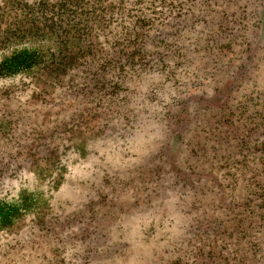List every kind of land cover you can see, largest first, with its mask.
<instances>
[{"label":"rangeland","instance_id":"rangeland-1","mask_svg":"<svg viewBox=\"0 0 264 264\" xmlns=\"http://www.w3.org/2000/svg\"><path fill=\"white\" fill-rule=\"evenodd\" d=\"M146 1L87 4L96 14L85 22L74 0H0V62L33 53L0 73V163L24 147L0 173V264L264 260L262 4L244 19L236 6L228 18L192 16L197 35L175 38L162 19L163 47L152 35L130 47L149 63L119 71L125 91L85 86L92 55L137 10L151 15ZM48 107L59 127L35 140L33 121L54 127Z\"/></svg>","mask_w":264,"mask_h":264},{"label":"trees","instance_id":"trees-1","mask_svg":"<svg viewBox=\"0 0 264 264\" xmlns=\"http://www.w3.org/2000/svg\"><path fill=\"white\" fill-rule=\"evenodd\" d=\"M99 1L100 0H74V5L78 6L77 9H74V10H76V13H78V16H80L81 18L84 15L85 22H87L88 17H89V20H92V18H94L93 14H96V12L94 10L95 8L93 10L87 11L85 9V5H87V4L94 5L95 2L97 3ZM188 1H192V0H147L146 2H148V3L150 2L149 3V5H150L149 11L150 12L149 13H151V15L145 14L144 12L143 13L138 12V10H137V13H135L133 15V18H135V19L132 22H130L129 25H126L125 27L122 28V30L120 31L117 38L114 39L110 43L107 50H105V51L103 50L102 52L99 51V52H96L92 55L89 62L91 64V66L94 67V69L95 68H97V69H96V71H94L92 73L94 76L93 79H92L91 75H86L87 77H90L89 78L90 80L88 83L87 82L85 83L86 84L85 86L91 85L92 81L95 80V82L93 83V85L95 87H97L101 82V84H100L101 87L105 86V87L110 88L107 91V93L108 92H111V93L117 92V94H118L119 92H122V91H120L122 89H123V91H125V89H127V87L123 88V86L121 85V82L124 79V77H123V75H121L119 73V71L122 70L123 67H127L128 69H130V68L135 69L133 67H135L136 65L146 66L149 63V61H146L147 64L141 63L140 61H142V59H139L138 62H135L136 60H134V57L131 54L132 52L130 51V47L133 44L136 45L135 42H138L141 45L147 44L148 38L151 35H152V39H151L150 43L157 44L156 45L157 47H161V46L163 47L166 43V41L164 40V38L166 37V33L162 34V32L164 31V27L162 26L161 22L159 24H157L162 19L164 20L166 18L167 19L172 18V20H174V22L171 25V27L174 28L172 35L175 36V38H177L176 36H179L181 34V32H183V31L184 32L186 31L185 35H188V36L197 35V34H193V32L197 31L196 30L198 28L197 25L200 23L198 21V19H200V18L206 17V18H212L213 19V18H216L218 16L227 17V18L229 16H234L235 15L234 14L235 6H236V8H238L236 15L240 16L241 19H244V16H245L244 14H246V15L256 14L258 12V6L262 4L259 15H260L262 20H263V16H264V0H262V1L259 0V3H256V1H258V0H255V3L251 2L252 0H198V2H200L202 5H206L205 7L207 8V10L202 9L201 7L200 8L196 7V10L193 9L192 7H191V9H189L187 7ZM103 2L110 4L108 2V0H103ZM168 6H172L174 8V10L170 11ZM194 6H196V5H194ZM248 7H249V11L246 12ZM146 8H148V6ZM187 16H191V17L187 18ZM192 16H194L198 19L193 20L194 18ZM200 20L202 22L204 21L203 19H200ZM232 22H237V21H232ZM191 31H193V32H191ZM32 54L25 55V53L22 52L19 54H13L10 58H6L4 61L0 62V73L3 70H13L14 68L16 69V68H20V67H24V66H30L33 63ZM122 54H124V55H122ZM120 61H122V62L119 64ZM108 67H110L111 70H115V68H117V70H115L113 72L114 74H112L111 76L106 78L105 75H102V73L106 72ZM97 71H99V72L97 73ZM82 81L84 82V81H86V79L82 80ZM89 87H91V86H89ZM116 88H117V91L115 90ZM87 95H88L87 93L84 94L85 97H87ZM52 104L54 106V103H52ZM46 105L49 106L48 104H46ZM48 108H51L54 111V107H48ZM45 113H46V111H45ZM56 115H57V112L54 111V119H53L54 120V127H48V125L44 124L45 123L44 121L38 122L36 120L35 123H34V121L32 122V124L30 123L31 124L30 127L31 126L33 127L35 125L32 133H31L33 136L36 137L35 140L39 139V138H37V136H40L41 134L46 133V131H43V129L41 127L47 128L48 135L53 133V129H54V131L57 130L56 128L59 127V124L55 123ZM34 116H35V113L32 114V117H34ZM78 116L80 117V115H78ZM51 119L52 118L50 117L48 122L51 123V121H52ZM261 134L264 135L263 129L261 131ZM10 142H13V144H14L16 142V140H11ZM10 142L8 144H12ZM19 146H20V148L16 147L15 150H12L11 148L8 149L9 151H7L6 154L3 155V160L0 163V173L2 171H4V169H6V167L9 165V160L15 159V156H16L15 154L18 153V150H20V152L23 151V149H24L23 145L19 144ZM257 148L258 149L261 148V150L263 152L261 159H262V163H264V143H263V141L258 144ZM245 150H246V148H245ZM0 159H1V157H0ZM255 185H258L259 191H262V193H263L261 196V204H262V211H263L262 218H264V182L259 183V184L255 183ZM261 204H260V206H261ZM7 206L10 207V205H7ZM12 221H13V218L11 217V215H8L3 220V223H4V225H10L12 223ZM260 221L264 222V220H260ZM26 247H27L26 245L20 246V248H22V249H24ZM256 247H257V245L252 246L253 249L255 248V250H254L255 253L258 251ZM263 261H261L258 264H264Z\"/></svg>","mask_w":264,"mask_h":264}]
</instances>
